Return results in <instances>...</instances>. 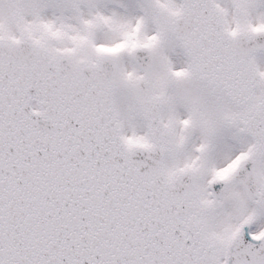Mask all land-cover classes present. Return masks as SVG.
<instances>
[{
  "label": "snow or ice",
  "instance_id": "1",
  "mask_svg": "<svg viewBox=\"0 0 264 264\" xmlns=\"http://www.w3.org/2000/svg\"><path fill=\"white\" fill-rule=\"evenodd\" d=\"M0 264H264V0H0Z\"/></svg>",
  "mask_w": 264,
  "mask_h": 264
}]
</instances>
